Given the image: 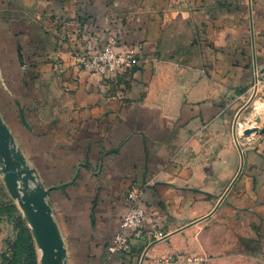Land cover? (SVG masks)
<instances>
[{
	"label": "crops",
	"instance_id": "0c3cea01",
	"mask_svg": "<svg viewBox=\"0 0 264 264\" xmlns=\"http://www.w3.org/2000/svg\"><path fill=\"white\" fill-rule=\"evenodd\" d=\"M117 1L0 0V116L49 190L68 264H264V249L235 250L219 233L264 242V84L251 90L264 0ZM118 13L139 17L124 37L148 61L107 104L70 48L80 21ZM131 186L147 233L168 236L110 255Z\"/></svg>",
	"mask_w": 264,
	"mask_h": 264
},
{
	"label": "rangeland",
	"instance_id": "374dc122",
	"mask_svg": "<svg viewBox=\"0 0 264 264\" xmlns=\"http://www.w3.org/2000/svg\"><path fill=\"white\" fill-rule=\"evenodd\" d=\"M111 1L112 0H108L109 6L114 5ZM122 1L125 2V0ZM114 2L116 3L118 1L114 0ZM121 15L122 13H118V15L109 17L104 23L97 22V26H95V28L89 26L90 23H88L86 20L80 21V28L75 33V44H78L77 47H79V50L72 49L73 46L70 48V54L74 57L75 66L81 73L82 85L88 84L89 80L87 79V73L95 77V85L96 88H98L99 99L102 103L107 104L122 102V95H124L123 93H125L130 87L129 82L134 73L138 71L142 61H148L147 55L143 50L144 44H130L126 42L124 37V28L139 21V17L132 14L131 16L124 18ZM90 29L94 31H91ZM68 33L69 32H62L60 35L63 34L64 38L66 39V37H68ZM90 42L94 43L90 45ZM37 55H39V53ZM121 55H132L136 59V65L132 67L111 65L115 60V56L119 57ZM152 60L157 61L158 55H154L151 61ZM42 64L43 63L38 62L36 63V67L39 68L43 66ZM62 66L64 65H54L58 73H60L61 70H64ZM25 67L26 70H28V63L25 64ZM260 69L261 68H258L256 71L259 79L257 81L256 78L255 82L253 80L251 87V90L254 94L255 91L257 93L258 86L261 83L264 84V76L260 77L259 75ZM53 82L58 83V80L54 79ZM257 98L261 99L260 94ZM132 187L137 186H131L128 190H130ZM0 215L4 218V223H0V226L2 227L0 239V264H9V262L11 264L13 253L10 250L22 232L27 237H24V239H28V233L31 234L37 252L36 264H41V252L37 247L30 225L18 201L14 200L10 196L1 171ZM219 233L220 236L225 238L226 244L234 247L235 250L249 249L250 251H260L264 249V242H258L255 245H246L243 242L240 244L239 242L235 241L227 232L219 231Z\"/></svg>",
	"mask_w": 264,
	"mask_h": 264
},
{
	"label": "water",
	"instance_id": "95a60500",
	"mask_svg": "<svg viewBox=\"0 0 264 264\" xmlns=\"http://www.w3.org/2000/svg\"><path fill=\"white\" fill-rule=\"evenodd\" d=\"M0 171L10 196L18 201L30 225L41 252V264H68L65 243L48 201L49 190L29 165L1 116Z\"/></svg>",
	"mask_w": 264,
	"mask_h": 264
},
{
	"label": "built area",
	"instance_id": "2783aa9c",
	"mask_svg": "<svg viewBox=\"0 0 264 264\" xmlns=\"http://www.w3.org/2000/svg\"><path fill=\"white\" fill-rule=\"evenodd\" d=\"M113 66L132 67L136 65V59L132 55L115 56V60L111 64ZM263 70V72H262ZM260 72L264 76V67ZM257 81L259 76L256 77ZM143 189L140 187H132L127 190L125 199L127 201V212L122 219L119 231L115 235L111 245L108 248L110 255L130 253L133 248V240H140L142 238H149V243L155 241H164L167 239V234L163 232L147 233L145 221V211L139 206L138 201ZM197 264H210L204 257L195 259Z\"/></svg>",
	"mask_w": 264,
	"mask_h": 264
},
{
	"label": "trees",
	"instance_id": "16d2710c",
	"mask_svg": "<svg viewBox=\"0 0 264 264\" xmlns=\"http://www.w3.org/2000/svg\"><path fill=\"white\" fill-rule=\"evenodd\" d=\"M24 237H26L24 233H20L13 244L11 264H36L37 252L31 234L28 233V239H24Z\"/></svg>",
	"mask_w": 264,
	"mask_h": 264
},
{
	"label": "bare ground",
	"instance_id": "6f19581e",
	"mask_svg": "<svg viewBox=\"0 0 264 264\" xmlns=\"http://www.w3.org/2000/svg\"><path fill=\"white\" fill-rule=\"evenodd\" d=\"M251 132H252V131H251ZM251 132H250V133H251Z\"/></svg>",
	"mask_w": 264,
	"mask_h": 264
}]
</instances>
